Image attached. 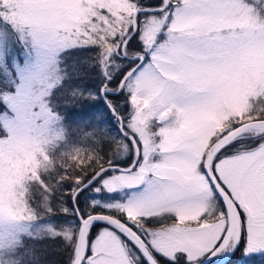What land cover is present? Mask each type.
Segmentation results:
<instances>
[{"label":"snow or ice","instance_id":"6c2138e0","mask_svg":"<svg viewBox=\"0 0 264 264\" xmlns=\"http://www.w3.org/2000/svg\"><path fill=\"white\" fill-rule=\"evenodd\" d=\"M237 14L264 21V0H161L151 10L139 0H110L91 14L93 24L111 26L115 53L133 62L121 84L131 92L132 106L153 91L159 96L144 130L137 123L143 114L134 115L130 125L137 148L142 145L138 170L104 180L112 192L151 178L146 196L110 206L116 215L82 218L75 238L71 236L76 243L73 264H197L207 253L237 245L246 254L264 250V120L229 123L207 137L206 129L200 134L185 130L188 119L214 103L206 70L218 65L226 51L242 48L248 40H264V31L225 34ZM136 34L142 49L130 52L128 41ZM169 107L172 115H160ZM153 120L164 125L155 133L149 131ZM249 135L261 143L237 148L236 142ZM110 167L102 166L100 173ZM0 221L17 222L4 214ZM97 221L109 227L90 241L88 233Z\"/></svg>","mask_w":264,"mask_h":264},{"label":"rangeland","instance_id":"374dc122","mask_svg":"<svg viewBox=\"0 0 264 264\" xmlns=\"http://www.w3.org/2000/svg\"><path fill=\"white\" fill-rule=\"evenodd\" d=\"M109 2L110 0H0V60L7 59L10 69L15 70L14 89L1 94L5 109L2 107L0 113L3 127L0 135L3 137L0 139V214L17 221H0V264H13L10 261L12 259H7L6 256L13 257L15 248L24 236L55 237L59 233L68 241L73 234H70L68 226L67 230L62 228L58 232L49 222L39 220L27 203L25 184L34 180L39 183L37 171L49 163L50 145L60 140L65 131L61 118L50 110L47 101L54 85L61 80L59 53L76 46H95L103 77L107 79L116 76L120 69L127 68L120 83L131 69V60L126 62L121 59L126 56L115 53L113 36L109 35L111 26L107 22L92 23L91 14L99 12ZM160 3L156 0H139V4L145 9H153ZM146 14L147 12L141 15ZM253 19L237 14L228 21L223 32L260 35L264 31V21L258 17ZM132 43L135 52L141 51L138 34L133 36ZM206 71L208 84L215 92L214 103L196 119H188L185 130L200 134L202 129H206L204 135L207 137L223 130L226 124L254 121L255 117L263 113L264 40H248L244 47L226 51L221 62ZM120 83L113 90L102 88L101 91L105 92L101 97L105 99L107 94L117 96L122 93L125 100L121 96L115 102L121 108L120 114L108 105L115 117L113 123L117 126L121 124L125 134L132 136L130 125L135 120L134 115L143 114V118L137 122L143 131L146 127L144 121L153 114V105L157 103L159 93L153 91L137 98L136 105L132 106L131 92L121 87ZM120 101L122 106L118 104ZM12 109L16 113L15 117ZM172 114L171 107L160 113L162 116ZM77 115L81 116V113ZM77 119V116L72 115V121ZM162 126L164 125L153 120L149 124V131L155 133ZM119 131L121 132L120 129ZM141 138L144 139V136ZM250 145L248 142L243 144L244 147ZM141 150L142 145L138 149L137 141L123 135L114 152V160L123 162L125 166L117 164L94 180L96 185L92 192L99 196L94 199L97 204L102 203L103 207L111 210L110 206L138 202L146 196L151 178L139 186L119 187L112 192L104 187V180L113 179L129 169L137 171L143 160L142 155H139ZM153 159L159 160L160 157L154 156ZM118 167L129 169L121 170ZM30 216L34 219H29ZM80 225L81 222L77 226L75 223L77 232ZM108 227L102 224L98 230H90V241H94L101 230ZM239 247L238 245L227 255L221 264H264V259L261 258L264 250L246 254V249L242 247L243 251L237 253ZM231 249L215 254L209 263L222 260ZM207 255L209 253L200 258L197 264ZM229 259L231 260L227 262Z\"/></svg>","mask_w":264,"mask_h":264},{"label":"trees","instance_id":"16d2710c","mask_svg":"<svg viewBox=\"0 0 264 264\" xmlns=\"http://www.w3.org/2000/svg\"><path fill=\"white\" fill-rule=\"evenodd\" d=\"M132 40L128 41L129 51L135 52ZM121 59L130 61L126 57ZM58 64L61 80L54 85L47 101L50 110L61 118L65 131L60 140L50 145L49 163L38 169L39 183L35 182L37 180L26 182L25 195L29 207L40 221L49 222L58 232L62 228L67 230L68 226L70 234L72 232L75 236L80 217H87L90 213L115 215L109 207L95 202L94 199L99 197L92 192L96 183L84 184L102 166L106 168L110 163L109 170L117 164L125 166L123 162L114 160V152L123 135L116 123H113L115 117L109 107L111 105L118 114L121 113V108L115 102L122 93L117 96L107 94L104 99L101 97V89L106 87L113 90L127 68L120 69L116 76L106 79L102 76L96 47L84 45L63 50L58 55ZM8 65L7 59L0 60V98L1 94L14 89L15 70ZM121 99L125 100L124 96ZM118 104L122 106L121 101ZM2 107L5 109L1 98L0 113ZM79 112L81 116L77 115ZM72 115L78 119L72 121ZM258 117L264 119V111ZM2 130L0 121V135ZM245 142L251 144L245 148H255L261 139L249 135L237 141L236 147L239 148ZM102 224L107 225L99 221L92 228L96 231ZM66 240L59 233L55 237L24 236L15 248L13 257L6 258L12 259L10 261L13 264H73V247L76 243L71 238ZM241 248H238L237 253L243 251ZM261 258L264 259V256Z\"/></svg>","mask_w":264,"mask_h":264},{"label":"water","instance_id":"95a60500","mask_svg":"<svg viewBox=\"0 0 264 264\" xmlns=\"http://www.w3.org/2000/svg\"><path fill=\"white\" fill-rule=\"evenodd\" d=\"M146 10H151V9H146ZM130 71V70H129ZM128 71V72H129ZM122 82H123V80L121 81V83L120 84H122ZM105 92V90H103V91H101V94L103 95V93ZM113 110V109H112ZM114 112V111H113ZM115 114V116H116V113H114ZM117 117H119L118 115H117ZM261 120H264V119H261ZM257 120H254V121H249V122H246L245 124L246 125H252L254 122H256ZM118 128L121 130V132H122V134L123 135H125V136H127L129 139H131L132 141H134L133 140V138H132V136H130V135H127V134H125V132L123 131V129H122V125L121 124H118ZM135 161H136V159H135ZM118 169H121V170H128L129 168H125V167H118ZM100 171H101V169L96 173V174H94L93 176H92V178L90 179V180H88L85 184H84V186H87V185H89V184H91L101 173H100ZM83 186V187H84ZM82 187V188H83ZM95 218H100V217H95ZM104 219H107L108 217H103ZM81 220H82V217H80V222H81ZM97 222H99V221H97ZM238 246V245H237ZM237 246H235V247H233L227 254H226V256L222 259V260H220V261H218V262H216L215 264H220V263H222V261L223 260H225L226 259V257H227V255H230L232 252H233V250H235V248L237 247ZM215 254H212V253H210L200 264H208V262L211 260V258L214 256Z\"/></svg>","mask_w":264,"mask_h":264},{"label":"flooded vegetation","instance_id":"af4514ba","mask_svg":"<svg viewBox=\"0 0 264 264\" xmlns=\"http://www.w3.org/2000/svg\"><path fill=\"white\" fill-rule=\"evenodd\" d=\"M127 59H129V57H126Z\"/></svg>","mask_w":264,"mask_h":264}]
</instances>
